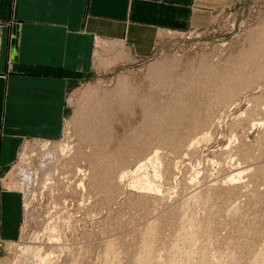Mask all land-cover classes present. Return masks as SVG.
Segmentation results:
<instances>
[{
	"label": "rangeland",
	"instance_id": "1",
	"mask_svg": "<svg viewBox=\"0 0 264 264\" xmlns=\"http://www.w3.org/2000/svg\"><path fill=\"white\" fill-rule=\"evenodd\" d=\"M262 27L264 0H232L205 28L163 32L146 55L127 44L112 50L106 45L110 41L98 42L93 71L69 89L60 138L27 142L17 161L0 171V190L13 196L20 212L16 236L0 235V263L264 264ZM99 49L112 63L108 67L99 64ZM121 51L125 55L113 63ZM151 65L162 70L152 72ZM120 77H128L139 91L136 110L115 107L110 129L93 110L90 115L81 110L90 103L91 91L117 105L113 95L120 91ZM224 81L227 85H221ZM143 99L153 104L147 106L155 118L144 112ZM79 121L95 133L89 140L81 142L75 128ZM53 143L68 150L83 145L93 161L81 164L74 185L59 180L60 175L53 189L35 184L28 199L12 191L19 164L25 158L35 161ZM103 158L112 161L102 163ZM239 170L245 172L239 176Z\"/></svg>",
	"mask_w": 264,
	"mask_h": 264
},
{
	"label": "crops",
	"instance_id": "2",
	"mask_svg": "<svg viewBox=\"0 0 264 264\" xmlns=\"http://www.w3.org/2000/svg\"><path fill=\"white\" fill-rule=\"evenodd\" d=\"M231 3L0 0V171L27 142L60 138L69 89L93 71L98 42L146 55L163 32L205 28ZM19 213L13 196L0 190L1 238L16 236Z\"/></svg>",
	"mask_w": 264,
	"mask_h": 264
},
{
	"label": "bare ground",
	"instance_id": "3",
	"mask_svg": "<svg viewBox=\"0 0 264 264\" xmlns=\"http://www.w3.org/2000/svg\"><path fill=\"white\" fill-rule=\"evenodd\" d=\"M262 33H264V28L262 27V29L260 30ZM119 43V42H118ZM117 42H109L108 44H106L107 45V47L108 48H112V50H115L117 47H118V44ZM104 45V44H103ZM102 45V46H103ZM105 49V48H104ZM109 49V50H110ZM103 50V49H102ZM102 50L101 49H99V54L97 55L98 56V61H99V64H101V65H103V66H106V67H108L109 65H111L110 64V62H106L107 61V59H105L104 57H103V54H101V52H102ZM260 50H262V49H260ZM104 51H106V49L104 50ZM258 51V50H257ZM243 54V53H242ZM241 54V55H242ZM123 55H125V53H123L122 51L120 52V53H117V54H115L114 56V59L112 58V61H113V63H114V61L115 62H117V60L120 58L119 56H123ZM244 55V54H243ZM262 55V54H261ZM118 57V58H117ZM256 57V56H255ZM246 58V57H245ZM176 61V60H175ZM177 62V61H176ZM160 63V62H159ZM235 63V62H234ZM260 63V62H259ZM156 64H158V62L156 63ZM213 65V64H212ZM231 65V64H230ZM229 65V66H230ZM233 66V65H232ZM220 67V66H219ZM159 67H157V66H155V65H151L150 66V69L152 70V69H154L155 70V73H156V71L158 70H162V69H158ZM170 68V67H169ZM210 68V67H209ZM225 68V67H224ZM167 69H168V67H167ZM172 69V68H171ZM174 69V68H173ZM178 69V68H177ZM204 69V68H203ZM211 69L212 68H210V71L208 70V73L209 72H211ZM215 70H217L216 68H214ZM169 70V69H168ZM214 70V71H215ZM165 71V70H164ZM206 72H207V70H205ZM227 71V70H226ZM226 71H225V73H226ZM152 72H154L153 70H152ZM154 73V74H155ZM158 73H160V72H158ZM157 73V74H158ZM166 73H168V72H166ZM185 73V72H184ZM204 73V72H203ZM207 73V74H208ZM215 73V72H214ZM213 73V74H214ZM218 73V72H217ZM220 73V72H219ZM223 73V72H222ZM206 74V73H205ZM211 74H212V72H211ZM224 74V73H223ZM256 74V73H255ZM148 75V74H147ZM160 75V74H159ZM191 75V74H190ZM203 75V74H202ZM217 75V74H216ZM224 75H226V74H224ZM239 75V74H238ZM245 75V74H244ZM208 77H209V75H207ZM227 76V75H226ZM154 77V76H153ZM157 78L158 77H160V76H156ZM169 77V76H168ZM196 77H198V76H196ZM195 77V78H196ZM206 77V76H205ZM210 77H211V75H210ZM230 77V76H229ZM251 77V76H250ZM184 78H186V77H184ZM183 78V79H184ZM199 78V77H198ZM224 78V77H223ZM223 78H222V80H223ZM231 78V77H230ZM161 79V78H160ZM167 79V78H166ZM169 79V78H168ZM172 79V78H171ZM188 79H190V78H188ZM187 80V79H186ZM198 80V79H197ZM207 80V79H206ZM211 80V79H210ZM216 80V79H215ZM233 80V79H232ZM153 81H155V80H153ZM158 81V80H157ZM163 81H165V80H163ZM169 81V80H168ZM190 81H191V79H190ZM226 81V80H225ZM225 81L223 82V84H221V85H227V84H224L225 83ZM229 81V80H228ZM189 82V81H188ZM188 82H187V84H188ZM193 82H194V80H193ZM161 83H162V81H161ZM186 83V82H185ZM213 83H215V82H213ZM158 83H156V85H157ZM200 84V83H199ZM204 84V83H203ZM119 88H120V91H116V93L113 95V98H115V100L117 101V105L115 106L113 103H106L100 96H99V92H97V91H91L90 93H89V97H90V103L89 104H87V105H85L83 108H82V110H81V112L82 111H90V113H87V114H92L91 113V111L94 113V115L95 116H100V117H102L103 118V120L105 121V122H109V124L111 125H109V127H110V129H112V123H113V121H114V119H115V107H117V108H119V110H120V108H121V110H127V111H129V109H131V108H134L135 106L133 105L134 103H135V101H136V99L138 98V93H139V91H138V93H137V89H135L134 87H133V85L131 84V80L128 78V77H120V79H119ZM153 85V84H152ZM155 85V84H154ZM162 85V84H161ZM172 85V84H171ZM189 85H191V82L189 83ZM188 85V86H189ZM198 85V84H197ZM196 85V86H197ZM201 85V84H200ZM216 85V84H215ZM169 86V85H168ZM232 86V85H231ZM163 87V86H162ZM180 87V86H179ZM178 87V88H179ZM193 87H194V83H193ZM200 87V86H199ZM208 87H209V85H208ZM219 87V86H218ZM221 87V86H220ZM224 87V86H223ZM222 87V88H223ZM234 87V86H233ZM157 88V87H156ZM209 89V88H208ZM185 90H186V88H185ZM184 90V91H185ZM192 90V89H191ZM223 90H225V89H223ZM186 91H188V89L186 90ZM226 91V90H225ZM227 92V91H226ZM98 93V94H97ZM204 93V92H203ZM225 94V93H224ZM193 95V94H192ZM102 96V95H101ZM140 96H143V95H140ZM139 96V97H140ZM222 96V95H221ZM225 96V95H224ZM107 97V96H106ZM146 97V96H145ZM150 98H151V96H150ZM142 99V98H141ZM150 100L149 99H143V100H141V102L139 103V104H143L144 105V112L146 111V113H149V112H151V110L152 109H150L149 107L150 106H152L153 104H152V102H151V104L152 105H150V102H149ZM152 101V100H151ZM202 102V101H201ZM159 103V102H158ZM157 103V104H158ZM147 104H148V106H147ZM163 105V104H162ZM182 105V104H181ZM138 106V105H137ZM217 106V105H216ZM154 107V106H153ZM160 107V106H159ZM179 107V106H178ZM181 107V106H180ZM136 108V107H135ZM134 108V110H136ZM171 108V107H170ZM196 108V107H195ZM195 108H193V109H195ZM154 109V108H153ZM157 109V108H156ZM162 109V108H161ZM172 109V108H171ZM174 109H176V108H173V112H174ZM177 109H179V108H177ZM181 109H183V108H181ZM180 109V110H181ZM140 110V109H139ZM143 110V109H142ZM169 110V109H168ZM197 110V109H196ZM177 111V110H176ZM190 111H192V109H190ZM190 111H187V112H190ZM119 112V111H118ZM130 112V111H129ZM136 112V111H135ZM160 112V111H159ZM163 112V111H162ZM170 112V111H169ZM173 112H171V114L173 113ZM186 112V113H187ZM126 113V112H125ZM182 113V112H181ZM181 113H180V115H181ZM82 114V113H81ZM116 114H117V111H116ZM121 114V113H120ZM149 114H151V113H149ZM154 114V113H153ZM153 114H151L152 116H153ZM160 113H158V115H159ZM145 115V114H144ZM147 115V114H146ZM145 115V118L147 117L148 118V116H146ZM150 115V116H151ZM158 115H156V117H158ZM166 115V114H165ZM173 115H174V113H173ZM172 115V116H173ZM141 116V115H140ZM154 116H155V114H154ZM152 117V118H155V117ZM161 116H163V114L161 115ZM161 116H159V117H161ZM94 117V116H93ZM117 117V116H116ZM158 117V118H159ZM169 118H171L170 116H168ZM167 117V118H168ZM176 117V116H175ZM179 117H183V116H179ZM207 117V116H206ZM144 118V119H145ZM150 119H151V117H149ZM198 118V117H197ZM143 119V118H142ZM149 119V122L152 120H150ZM160 119V118H159ZM180 119H182V118H180ZM186 119V118H185ZM155 120V119H154ZM154 120H152V121H154ZM161 120V119H160ZM144 121H146V120H144ZM148 121V120H147ZM158 120H157V118H156V121H155V123L154 124H156V122H157ZM163 121V120H162ZM161 121V122H162ZM171 121V120H170ZM143 122V121H142ZM160 122V121H159ZM163 122H165V121H163ZM174 122H176L175 120H174ZM91 123V122H90ZM145 123V122H144ZM143 123V124H144ZM148 123V122H147ZM167 123V122H166ZM168 123H170V122H168ZM146 125V124H145ZM150 125H151V123H150ZM149 125V126H150ZM161 125V124H160ZM159 125V123H158V126H160ZM103 126V125H102ZM143 127H146V126H148V125H146V126H144V125H142ZM157 126V127H158ZM76 127H78L79 129H80V132H81V135L79 136V138L81 139V142L82 141H86V140H89L91 137V131H92V129H91V131H90V128L87 126V124L86 123H84V122H81V121H79V122H77V124L75 125V128ZM154 127V126H153ZM97 128H98V126H97ZM103 128V127H102ZM142 128V127H141ZM154 128H156V127H154ZM153 128V129H154ZM159 128H161V127H159ZM86 129V130H85ZM109 129V128H108ZM143 129V128H142ZM146 129H148V128H146ZM157 129V128H156ZM175 129V128H174ZM139 130H141V129H138V131ZM150 130V129H149ZM83 131H86L87 132V135L84 137L83 135H82V132ZM114 131H115V129H114ZM153 131V130H152ZM159 131V130H158ZM161 131V130H160ZM169 131V130H168ZM107 132V131H106ZM136 134H137V132H135ZM142 133V132H141ZM141 133H138L139 134V137L141 136L140 134ZM150 133V132H149ZM152 133V132H151ZM159 133V132H158ZM92 134H95V133H92ZM143 134H144V132H143ZM156 134H157V132H156ZM135 135V134H134ZM161 135H162V133H161ZM161 135H160V137H161ZM133 136V135H132ZM138 136V135H137ZM166 136V135H165ZM170 136V135H169ZM134 137V136H133ZM136 137V136H135ZM139 137H138V139L137 140H139ZM142 137H145V136H142ZM156 137H158V136H156ZM164 137V136H163ZM147 138V137H146ZM150 138V137H149ZM153 138V137H152ZM135 139V138H134ZM141 139V138H140ZM151 139V138H150ZM164 139V138H163ZM114 140V139H113ZM99 141V140H98ZM135 141V140H134ZM80 142V143H81ZM90 142V141H89ZM139 142V141H138ZM158 142V141H157ZM84 143V142H83ZM93 143V142H92ZM109 144V143H108ZM40 145V144H39ZM63 145V144H62ZM129 146V145H128ZM131 146V145H130ZM125 147V146H124ZM85 147L83 146V145H73V147L70 149V150H68V147H67V145L65 146H61V144H58V143H53V144H51L50 145V147H48V148H43V150L40 152V154H38V156L36 157V160L35 161H33V160H30L29 162L27 161L26 162V160L28 159H24L23 161H22V163L21 164H19V166L17 167V170H15V173L13 174V176H15L14 177V180H12L13 182H12V184H11V188H12V191H14V192H24L25 194H26V196H27V199H28V197L30 196V194H32V192H33V186L36 184L37 186H39V187H44V189L45 190H50V189H53V186L55 185L54 184V182H55V180H56V177L57 176H60V175H62L61 176V179H59V180H62L63 182H64V179H66V181H65V183L67 182V179H68V183L69 184H71V185H74V184H72L73 183V179L74 178H77V177H79L80 175H79V173L81 172L80 170H81V164H83L85 161H88L89 160V162H91V160L94 158L93 156H91V157H88V158H86L87 157V153H86V151H85V149H84ZM92 148V147H91ZM95 149H96V147H95ZM99 149V148H98ZM97 149V150H98ZM122 149V148H121ZM129 149V148H128ZM132 149V148H131ZM107 150V149H106ZM106 150H103V151H105L106 152ZM89 151V150H88ZM91 151V150H90ZM102 151V152H103ZM133 151V150H132ZM68 152V154H67V156L65 157V162H62V163H59L58 164V161H59V159L61 158V155H63V154H65V153H67ZM97 152H99V151H97ZM96 152V153H97ZM111 152V151H110ZM123 152H125V151H123ZM122 152V153H123ZM128 152V150L126 151V153ZM158 152V151H157ZM101 153V152H100ZM109 153V152H108ZM159 153V152H158ZM91 154V153H90ZM103 154V153H102ZM105 154V153H104ZM124 154V153H123ZM156 154V153H155ZM120 155V154H119ZM98 157L100 156L99 154L97 155ZM103 157L105 156V155H102ZM101 156V157H102ZM112 156V155H111ZM111 156L109 155L108 157H110L111 158ZM154 156H156V155H154ZM153 156V157H154ZM93 157V158H92ZM114 157V155L112 156V158ZM128 157V156H127ZM158 157V156H157ZM110 158H108V159H110ZM99 159H101V158H99ZM98 159V160H99ZM108 159H105L106 161H104V158H103V160H102V163H104V162H106V163H108ZM114 159V158H113ZM95 160H96V157H95ZM97 160V161H98ZM147 160V159H146ZM149 160H151L150 159V157H149ZM148 160V161H149ZM155 160H157V159H155ZM93 161V160H92ZM110 161H112L111 159H110ZM125 161V160H124ZM147 161V162H148ZM61 162V161H60ZM96 162V161H95ZM150 162V161H149ZM88 163V162H87ZM110 163H112V162H110ZM109 163V164H110ZM125 163V162H124ZM151 163H152V161H151ZM96 164V163H95ZM116 164H117V161H116ZM119 164V163H118ZM91 165H93V162H92V164ZM111 165V164H110ZM109 165V168L111 167ZM152 165V164H151ZM100 166V165H99ZM104 166V165H103ZM106 166H107V164H106ZM114 166V165H113ZM113 166L109 169V170H111V169H113V171L114 172H116L117 171V169H116V171H115V169L113 168ZM143 166V165H142ZM93 167V166H92ZM96 167H97V165H96ZM105 167V166H104ZM115 167V166H114ZM123 167V166H122ZM118 168V167H117ZM124 168V167H123ZM140 168L141 167H138L137 168V170L139 169L140 170ZM94 169H96V168H93V170ZM102 169V168H101ZM100 169V170H101ZM118 169H122V168H118ZM108 170V169H107ZM108 170V172H110ZM128 170V169H127ZM136 170V171H137ZM96 172L98 171V170H95ZM112 171V170H111ZM123 171H124V175H125V168H124V170H122V173H123ZM129 171V170H128ZM90 172V171H89ZM95 172V173H96ZM107 172V171H106ZM105 172V173H106ZM107 172V173H108ZM135 172V171H134ZM245 171H243V170H239V176L240 175H242L243 173H244ZM82 173V172H81ZM80 173V174H81ZM104 173V172H103ZM106 173V175H108V174H113L112 172H110V173H108L107 174ZM118 173H119V171H118ZM117 173V174H118ZM137 173V172H136ZM115 174V173H114ZM97 175V174H96ZM105 175V177L107 178V176ZM116 175V174H115ZM118 175H122L121 173L120 174H118ZM65 176V177H64ZM98 176H99V174H98ZM97 176V178H95L94 177V179H100L99 177ZM109 176V175H108ZM93 177V176H92ZM110 177V176H109ZM122 177V176H121ZM58 178V177H57ZM123 178V177H122ZM94 179H93V182H94ZM108 180V179H107ZM99 180H97V182H95V184L96 185H98V182ZM71 182V183H70ZM104 183V182H103ZM112 183V182H111ZM61 184H62V182H61ZM82 184V183H81ZM135 184H137V183H135ZM63 185V184H62ZM70 185V186H71ZM56 187V186H55ZM83 188V186L82 185H79V187H78V189H77V187H76V189H74V190H78V191H80V188ZM97 187V186H96ZM108 188V187H107ZM109 191V190H108ZM83 192V191H82ZM78 194H79V192H77ZM15 194V193H14ZM177 212V211H176ZM32 216V215H31ZM11 243H14V242H12L11 241ZM141 260V259H140ZM9 262L10 261H8V262H5V261H3V262H1L0 264H9ZM139 262V261H138ZM141 264H144V262L143 263H141Z\"/></svg>",
	"mask_w": 264,
	"mask_h": 264
}]
</instances>
